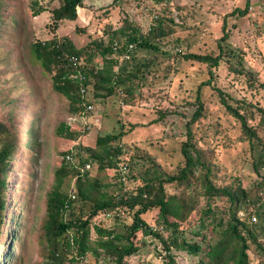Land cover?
Returning a JSON list of instances; mask_svg holds the SVG:
<instances>
[{
    "label": "rangeland",
    "instance_id": "1",
    "mask_svg": "<svg viewBox=\"0 0 264 264\" xmlns=\"http://www.w3.org/2000/svg\"><path fill=\"white\" fill-rule=\"evenodd\" d=\"M248 1V11L241 16L234 11L243 10L246 0H84L74 21L62 20L53 30L50 12L59 0H40L47 10L37 17L31 15L29 0H0V121L14 140L5 175L0 264L48 262L46 202L55 185V173L65 164L66 152L75 153L73 163L79 169L77 177L67 174L70 178L64 179L63 191L68 194L78 177L87 197L93 190L107 195L134 191L141 184L138 178L148 159L162 171L175 173L181 160L179 146L185 139V124L195 110L199 87L203 111L193 126L194 141L213 166L214 183L220 187L240 184L244 189L252 188L250 181L257 179L253 175V152L240 122L221 106L216 92L220 88L226 93L227 102L246 117L248 126L255 128L264 142L256 111L264 105V0ZM224 20V59L212 69L211 84L202 86L210 79L208 67L184 60L183 56L218 55ZM126 22L142 35L157 25L162 29L163 35L153 41L158 51L134 52L136 59L151 60L153 72L134 86L136 96L130 105H125L124 97L117 92L96 98L88 112L71 114L68 101L52 90L51 76L33 58L30 46L53 36L58 40L68 38L82 49L83 64L89 69H102L106 61L115 58L100 56L94 43L106 47L116 40ZM119 40L124 41L121 37ZM90 92L87 90L88 100L92 99ZM159 112L166 113L161 120ZM63 125L75 133L74 140L59 134L65 130ZM118 134L121 136L112 143L121 149L115 169L102 168L95 158L80 166L89 151L100 152L97 138ZM126 161H132L131 165ZM124 165L125 174L120 172ZM199 201L202 206L204 200ZM216 204L223 209L228 202L221 200ZM91 207L90 201L77 200L65 219L78 211L87 216ZM125 217V222L130 223V216L121 213V219ZM144 219L151 227H157L155 212L146 214ZM101 220L106 226L114 224L113 220ZM194 227V223L189 225V229ZM89 229L88 244L94 247L96 234L92 226ZM69 233L71 238L73 233ZM133 241L140 252L129 263L161 264L158 241L142 237L141 233ZM172 253L177 264L199 262L198 257L185 252ZM249 256L252 264L258 263L253 249ZM76 264L109 261L87 253L77 257Z\"/></svg>",
    "mask_w": 264,
    "mask_h": 264
},
{
    "label": "trees",
    "instance_id": "2",
    "mask_svg": "<svg viewBox=\"0 0 264 264\" xmlns=\"http://www.w3.org/2000/svg\"><path fill=\"white\" fill-rule=\"evenodd\" d=\"M29 2L33 17L47 10L40 0ZM83 2L84 0H59L58 6L53 7L50 12L53 30L57 29L62 20L74 21L77 9L83 7ZM249 5L246 0L244 9H236L234 13L245 15ZM222 30L224 34L217 45L218 55L183 56L184 60L196 61L208 67L210 79L202 86L211 84L212 69L224 59L222 42L227 38L225 20ZM162 35L159 25L142 35L139 29L126 22L119 29L116 40H111L106 47L101 48L100 44L94 43L96 49L100 50V56L112 55L115 58L106 61L102 69H89L88 65L83 64L82 49H77L68 38L58 40L53 36L47 41H35L30 46V51L40 68L51 76L52 90L68 101L69 112L76 115L88 112L87 107L92 106L96 98H106L117 92L124 97V104L130 105L136 96L134 86L137 87L146 75L153 72L149 66L151 60L147 62L136 59L134 52L158 51L153 41ZM120 37L124 39L123 43H119ZM87 90L92 93L91 100L86 98ZM216 92L221 106L240 122L251 153L253 152V175L257 179L250 181L252 188L247 190L240 184L236 187H220L214 183L213 166L194 141L193 126L199 121L203 111L199 87L193 104L195 110L185 124V139L179 146L181 160L175 173L162 171L157 163L148 159L147 165H144L145 171L138 178L141 184L134 191L107 195L93 190L87 197L78 177L75 188L70 189L68 194L63 191L64 182L69 177L67 174L72 178L77 177L79 169L74 165V152L68 151L63 155L65 164L56 171L55 185L46 202V264H76L77 257L82 258L87 253H92L97 259L101 256L109 264H131L128 260L140 252L139 246L133 241L138 233L159 242L161 264H177L173 250L198 257L197 264H252L249 256L251 249L259 257L257 264H264V142L260 140L256 129L248 126L246 117L227 102L226 93L220 88ZM256 111L259 117L257 124L264 131V105ZM159 114L161 120L166 113ZM61 127L65 130H60L59 134H63L68 140L75 139V133L68 131V127L64 125ZM120 136L106 135L97 138L96 147L100 152L95 154L89 151V157L81 161L80 166L83 167L92 161L91 158H95L102 164V168L115 169L121 149L117 145L112 146V143ZM13 152V135L0 121V235L5 210V175ZM131 162L125 163L130 166ZM126 170V165L120 168L123 174ZM200 199L204 200L202 206ZM77 200L91 202L89 214L80 215L81 211H78L65 219V214L71 213L72 204ZM221 200L228 202L223 209L216 204ZM123 212L130 216V223L125 222L126 217L121 219ZM150 212L156 213L157 227H151L144 219ZM101 218L113 220L114 224L106 226ZM191 223L196 224V227L189 229ZM91 226L96 234L94 247L88 244ZM69 232L73 233L71 238L67 235Z\"/></svg>",
    "mask_w": 264,
    "mask_h": 264
},
{
    "label": "built area",
    "instance_id": "3",
    "mask_svg": "<svg viewBox=\"0 0 264 264\" xmlns=\"http://www.w3.org/2000/svg\"><path fill=\"white\" fill-rule=\"evenodd\" d=\"M90 108H91V106H88V107H87V109H90Z\"/></svg>",
    "mask_w": 264,
    "mask_h": 264
}]
</instances>
